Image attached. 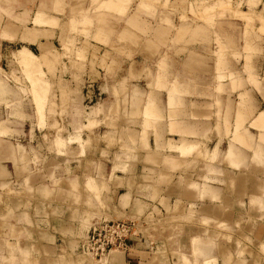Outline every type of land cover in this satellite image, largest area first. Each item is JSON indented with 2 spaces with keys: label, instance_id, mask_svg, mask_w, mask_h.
<instances>
[{
  "label": "crops",
  "instance_id": "1",
  "mask_svg": "<svg viewBox=\"0 0 264 264\" xmlns=\"http://www.w3.org/2000/svg\"><path fill=\"white\" fill-rule=\"evenodd\" d=\"M48 6L43 23L26 31L23 5H12L5 58L28 50L52 60L57 29L49 23L60 17ZM126 51L133 57L109 51L105 69L89 63L76 73L66 58L67 69L59 64L63 83L54 92L81 113L63 121L64 148L39 152L38 172L0 205V264H95L84 253L90 226L125 215L144 222L108 264H264L261 91L247 73L235 84L220 80L204 56L183 55L179 43L160 71L151 54Z\"/></svg>",
  "mask_w": 264,
  "mask_h": 264
},
{
  "label": "rangeland",
  "instance_id": "2",
  "mask_svg": "<svg viewBox=\"0 0 264 264\" xmlns=\"http://www.w3.org/2000/svg\"><path fill=\"white\" fill-rule=\"evenodd\" d=\"M20 4L24 17L18 21L26 31L43 23L45 14L41 11L49 4L59 12L60 19L49 23L57 29L56 34L50 35L56 44L51 61L48 54L34 57L28 50L5 58L7 53L2 52L1 46L6 35L3 31L16 20L12 5ZM176 43L181 44L183 55L204 56L209 70L221 74L220 80L235 84L239 79L235 75L247 73L249 83L261 91L257 96L264 104V0H0V205L15 197L18 183L31 181L38 172L44 161L39 152L64 148L63 121L67 123L72 113L67 108L68 95L54 92L55 86L63 83L62 79L58 83L55 73L63 58L76 73L89 68L105 69L104 62L111 57L109 51L114 57L130 58L134 54L126 49L134 46L136 55H140V50L151 54V61L160 71V61ZM101 56L103 62L98 68ZM248 97L237 95L240 101ZM128 99L127 94L125 102ZM80 113L75 115L79 117ZM87 141L83 148L91 145L92 141ZM27 192L30 191L23 190L24 195ZM118 219L136 224L131 238L140 233L139 224L144 222L141 215ZM170 225L176 231L178 225ZM218 228L223 226L218 224ZM175 236L177 240L180 235L175 232ZM195 262L199 263L197 258Z\"/></svg>",
  "mask_w": 264,
  "mask_h": 264
},
{
  "label": "built area",
  "instance_id": "3",
  "mask_svg": "<svg viewBox=\"0 0 264 264\" xmlns=\"http://www.w3.org/2000/svg\"><path fill=\"white\" fill-rule=\"evenodd\" d=\"M132 220L111 219L94 222L88 237L84 239V253L93 257L98 264H108L114 249H127L135 233Z\"/></svg>",
  "mask_w": 264,
  "mask_h": 264
},
{
  "label": "bare ground",
  "instance_id": "4",
  "mask_svg": "<svg viewBox=\"0 0 264 264\" xmlns=\"http://www.w3.org/2000/svg\"><path fill=\"white\" fill-rule=\"evenodd\" d=\"M27 52V51H26ZM29 52V51H28ZM29 53H31V52H29ZM34 54H30V56H33ZM29 57V56H28ZM34 57H35V55H34ZM30 64V66L32 65L31 64V62H29ZM262 121H264V113H261V123H262Z\"/></svg>",
  "mask_w": 264,
  "mask_h": 264
}]
</instances>
